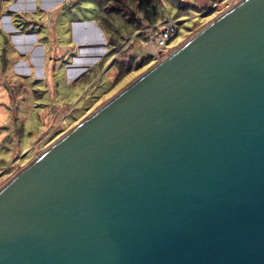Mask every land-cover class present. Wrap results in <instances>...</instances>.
I'll return each mask as SVG.
<instances>
[{
	"label": "water",
	"instance_id": "water-1",
	"mask_svg": "<svg viewBox=\"0 0 264 264\" xmlns=\"http://www.w3.org/2000/svg\"><path fill=\"white\" fill-rule=\"evenodd\" d=\"M0 264H264V0H242L0 189Z\"/></svg>",
	"mask_w": 264,
	"mask_h": 264
},
{
	"label": "rangeland",
	"instance_id": "rangeland-1",
	"mask_svg": "<svg viewBox=\"0 0 264 264\" xmlns=\"http://www.w3.org/2000/svg\"><path fill=\"white\" fill-rule=\"evenodd\" d=\"M17 1L0 0V23H5L4 30L0 25V189L58 139L242 0H158L160 17L153 20L154 27L160 29L173 21L177 35L153 58H149L148 46L158 29L147 28L141 34L146 24L127 0H42V7L36 0V9L34 0ZM12 15H16L12 25L22 33L32 32L35 39L26 35L30 38L21 40L25 41L22 46L17 41L21 35L8 34L6 22ZM85 22L96 23L104 40L116 43L102 48L105 53L100 61L95 58L103 54L101 47L88 53L82 49L85 43H103L100 32L92 23L85 27ZM83 36H90L91 42ZM120 47L126 52L116 54ZM80 54L88 57L80 59ZM126 56L131 58L128 63ZM94 61L99 64L92 67Z\"/></svg>",
	"mask_w": 264,
	"mask_h": 264
},
{
	"label": "trees",
	"instance_id": "trees-1",
	"mask_svg": "<svg viewBox=\"0 0 264 264\" xmlns=\"http://www.w3.org/2000/svg\"><path fill=\"white\" fill-rule=\"evenodd\" d=\"M158 0H127L128 4H133L135 9H136V12L138 14H141V20H143V22L146 24V26H144V28L142 29V31H139V28L141 25H140V21L138 20V16H135V20H137L138 24H137V29L138 31L142 34V32L147 29V28H152L153 30H157L158 27H154L155 23L154 21L155 20H158L159 17H160V9H159V5L157 3ZM120 3V2H118ZM97 9L99 10V7H97ZM179 9H182V7H180ZM102 19V18H101ZM104 21H106L104 18H103ZM131 20H134V18H131ZM154 20V21H153ZM96 22L97 24L102 28L103 31L106 32V29H105V26L103 24V22H101V20L98 18H96ZM106 25V24H105ZM140 25V26H139ZM130 26V25H129ZM136 26V25H135ZM132 27V26H131ZM136 29V28H135ZM136 29V30H137ZM158 31V30H157ZM156 31V32H157ZM146 32V30H145ZM144 32V33H145ZM111 38H109L108 40H110ZM111 42V41H110ZM114 42V41H113ZM109 43V41H108ZM116 44V43H115ZM114 44V45H115ZM110 46H114L112 44H108ZM122 50V51H121ZM126 52L125 49H122V47L119 48V50L116 52V54H119V52ZM120 52V54H121ZM128 57V56H126ZM151 58V57H149ZM147 58V60L149 59ZM131 58H127L125 59V62H130ZM120 62H122V58H119ZM144 60V59H143ZM117 63L118 65V70H119V63Z\"/></svg>",
	"mask_w": 264,
	"mask_h": 264
},
{
	"label": "crops",
	"instance_id": "crops-1",
	"mask_svg": "<svg viewBox=\"0 0 264 264\" xmlns=\"http://www.w3.org/2000/svg\"><path fill=\"white\" fill-rule=\"evenodd\" d=\"M20 1V0H19ZM19 1H17L18 3H19ZM23 3H25V1L24 0H21ZM42 0H40V2H41ZM17 2L15 3V4H17ZM21 2V5H23V3ZM34 5H35V9H36V0H34ZM41 7H42V2H41V5H40ZM38 7H39V4H38ZM34 9V10H35ZM23 10V9H22ZM48 10V9H47ZM18 11H20V10H18ZM33 12V11H32ZM10 13V12H9ZM13 16H16V15H12V19H11V16L9 17V19H7V22H6V24H7V28H10V33H8L9 35H11L13 38H14V36H16V37H18V36H20V39H17V41L18 42H20L21 43V45L22 46H24L23 44L25 43V41L22 43V41L21 40H27V39H29L30 37L31 38H34V37H32V32H31V34H25L24 32L22 33L21 31H19L17 28H16V26L14 25H12V20H13ZM18 16V15H17ZM88 23H92V22H85L83 25L85 26V27H87L89 24ZM93 24V23H92ZM0 25H1V29L3 28V30H4V25H5V23L3 22V24L2 23H0ZM93 26L95 27V29H97L99 32H100V34H101V36H100V39H101V41H103V43H101V44H98V46H94L95 44H89V43H85V44H87V45H85V47H83L82 49L83 50H86L87 52L86 53H88L89 52V50H91V48H96V47H101V49L102 48H106V46L108 45V41H107V39H105L104 40V38H103V36H102V30L101 29H99V25L97 26L96 25V23H94L93 24ZM84 30V29H83ZM2 35V34H1ZM22 35H25V36H22ZM26 35H30V37H26ZM3 36V35H2ZM22 37H26L25 39H23ZM35 39V38H34ZM30 44H32V43H30L29 42V45ZM84 45V44H83ZM92 45V46H91ZM81 45H79V46H77V47H80ZM103 52V54H100L97 58H95V60L96 59H98L99 61H100V59L104 56V53H105V50L104 49H102V51H101V53ZM85 55V56H84ZM83 56H82V54L81 55H79V57H80V59H85L86 60V58L88 57V54H84ZM73 59H76L77 58V56H75V57H72ZM99 61H94L95 63H94V65L92 66V67H94V66H96L97 64H99ZM85 69H87V68H83V70H85ZM85 71H87V70H85Z\"/></svg>",
	"mask_w": 264,
	"mask_h": 264
},
{
	"label": "built area",
	"instance_id": "built-area-1",
	"mask_svg": "<svg viewBox=\"0 0 264 264\" xmlns=\"http://www.w3.org/2000/svg\"><path fill=\"white\" fill-rule=\"evenodd\" d=\"M177 35L176 27L173 21L169 22L168 24H164L156 34L150 37L148 46V53H150L151 57H157L160 55L158 50L165 47L169 41Z\"/></svg>",
	"mask_w": 264,
	"mask_h": 264
},
{
	"label": "bare ground",
	"instance_id": "bare-ground-1",
	"mask_svg": "<svg viewBox=\"0 0 264 264\" xmlns=\"http://www.w3.org/2000/svg\"><path fill=\"white\" fill-rule=\"evenodd\" d=\"M81 39L89 40L91 42L90 36H83ZM93 40V39H92ZM81 55V54H80ZM97 58V57H96ZM80 68V67H79Z\"/></svg>",
	"mask_w": 264,
	"mask_h": 264
}]
</instances>
